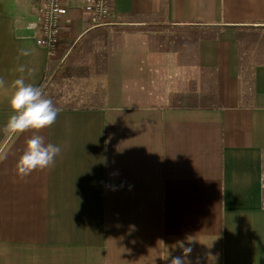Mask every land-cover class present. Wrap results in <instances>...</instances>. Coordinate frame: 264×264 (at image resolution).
Wrapping results in <instances>:
<instances>
[{
  "label": "crops",
  "instance_id": "0c3cea01",
  "mask_svg": "<svg viewBox=\"0 0 264 264\" xmlns=\"http://www.w3.org/2000/svg\"><path fill=\"white\" fill-rule=\"evenodd\" d=\"M40 2L0 0V264H169L189 237L191 264H264V0H113L101 26L67 0L63 60L33 26ZM98 43L54 125L4 132L15 79L40 88L58 63L60 81ZM34 134L61 153L20 178Z\"/></svg>",
  "mask_w": 264,
  "mask_h": 264
},
{
  "label": "clouds",
  "instance_id": "9594fccd",
  "mask_svg": "<svg viewBox=\"0 0 264 264\" xmlns=\"http://www.w3.org/2000/svg\"><path fill=\"white\" fill-rule=\"evenodd\" d=\"M21 55L27 56V51L21 50ZM24 72V66L18 69ZM5 86V81L0 78V87ZM15 89L10 98V107L13 114L10 115L4 132L9 135L23 134L29 130L34 133L55 124L59 114L52 99L45 97L39 87L26 84L23 77L12 82ZM61 153V148L52 143H45L43 136L34 134L26 141V147L20 155L15 165L17 175L20 178L31 175L34 171L44 170L55 163L56 157ZM193 239L188 238L187 246L179 241L178 245L182 250V255L173 256L169 264H191L188 257L193 249L191 247Z\"/></svg>",
  "mask_w": 264,
  "mask_h": 264
},
{
  "label": "built area",
  "instance_id": "2783aa9c",
  "mask_svg": "<svg viewBox=\"0 0 264 264\" xmlns=\"http://www.w3.org/2000/svg\"><path fill=\"white\" fill-rule=\"evenodd\" d=\"M92 11V23L101 26L110 23L113 0H89ZM67 0H41L33 26L37 29L41 43L46 47L48 59L65 58L66 52L61 49L63 20ZM61 56V57H60ZM50 66L47 65L44 80Z\"/></svg>",
  "mask_w": 264,
  "mask_h": 264
},
{
  "label": "rangeland",
  "instance_id": "374dc122",
  "mask_svg": "<svg viewBox=\"0 0 264 264\" xmlns=\"http://www.w3.org/2000/svg\"><path fill=\"white\" fill-rule=\"evenodd\" d=\"M171 30L174 31V33H177L185 31L186 29L172 28ZM105 50L106 48H104L103 43L94 44L92 46H80L76 50V58H78L77 66H69L70 68L67 69L66 77L63 76V78L58 81L59 65L56 63L48 70L47 78L40 87L41 91H46V95L53 100L54 104L59 102L64 103L66 94L73 93L77 89L82 91L81 87L83 81H92L94 77L88 71L90 69H95L97 56L105 54ZM81 55H85V57H80ZM90 57H92V59H90ZM66 99L68 102L72 101L71 103L77 102V100L73 98L66 97Z\"/></svg>",
  "mask_w": 264,
  "mask_h": 264
},
{
  "label": "trees",
  "instance_id": "16d2710c",
  "mask_svg": "<svg viewBox=\"0 0 264 264\" xmlns=\"http://www.w3.org/2000/svg\"><path fill=\"white\" fill-rule=\"evenodd\" d=\"M126 28H136V27H133V26H116L115 27V29H117V30H122V29H126ZM107 33H108V30H107L106 27H96L95 29H92V30L88 31L82 37V40H84V39H93L95 37L104 36ZM77 47H78V45L75 46V48L71 51V53L69 54L70 56H72L74 54V52H75ZM42 93L44 94V91H42ZM45 97H46V95H45Z\"/></svg>",
  "mask_w": 264,
  "mask_h": 264
}]
</instances>
